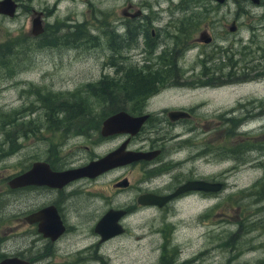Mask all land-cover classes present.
I'll return each mask as SVG.
<instances>
[{"label":"flooded vegetation","instance_id":"af4514ba","mask_svg":"<svg viewBox=\"0 0 264 264\" xmlns=\"http://www.w3.org/2000/svg\"><path fill=\"white\" fill-rule=\"evenodd\" d=\"M231 1L236 6L225 20L212 16L219 10L213 7L170 9V15H179L170 18L174 24H168L166 14H158L162 9L134 6L132 1L118 11L111 27H122V31L110 35L108 47L112 56L102 67L103 70L111 68L117 78L111 81L112 89L108 88L110 83H98L101 89L115 95L110 99L114 107H98L100 113L95 119L84 115L85 119H78L80 121L52 120L46 127L48 132L57 135V145L65 139H81L86 150L103 145L108 149L97 156L90 153L83 163L75 165L71 158L67 159L69 153L60 156L56 151L54 154L48 152L43 158L33 156L25 167L5 177L4 193H27L26 201L31 202L16 213L18 229L22 228L21 233L28 235L23 238L26 246L15 254L0 252V261L14 257L23 264H120L118 250L122 246L125 248L122 257L125 260L128 256L129 261H125L129 264H211V233L209 240L202 239L203 246L197 230L176 231L171 224L165 226L166 230L170 229L167 231L136 232L138 237L131 240V248L127 239L124 240L127 244H121L120 240L127 235L123 219L136 210L162 211L188 200L211 203V198L226 193L247 176L251 181L247 185L252 187L250 191L260 189L264 195V96L257 98L253 93L264 84V64L260 65L261 61L264 63V52L260 53L264 44V0ZM11 2L15 5L14 14L42 15L28 4L18 0ZM91 10L93 14L102 12L98 8ZM210 13L211 18H208ZM206 47H209L207 53ZM192 51L196 54L195 63L187 66V57ZM233 56L236 57L234 63ZM223 57L225 62H221ZM195 66L199 67L198 71ZM223 67L228 70L220 71ZM120 83L128 84L131 95L125 97L119 92ZM169 93L182 96L206 93L214 108L208 110V100L176 103L171 107H154L151 103ZM104 95L108 99L107 92ZM221 98L226 100L223 105L218 103ZM217 107L222 108L211 115ZM120 112L142 119L137 131L130 134L115 128L111 134L103 135L105 120ZM176 114L179 115L175 117ZM119 150L150 158L117 165L92 179L81 177L60 187L27 185L11 189L8 186L11 178L25 173L34 163L45 164L51 173H60ZM211 158L225 160L227 166L211 164ZM247 158L251 160L245 161ZM200 159L202 168L207 166L206 169H199ZM135 169L142 174L140 181L145 186L142 190L131 189L129 178ZM260 169L262 172L257 176ZM122 170L126 173L119 175ZM109 174L117 175L106 185L107 194H104V187L99 184ZM198 181L219 187L212 192L187 189L172 196L186 183ZM120 196H128L133 202L124 208L107 206L103 209L104 198L107 205L117 203ZM142 196L166 200L161 206L139 204ZM80 197L85 198L82 204L77 201ZM225 202L227 199H223ZM109 210L123 212L117 221L121 233L108 235L98 226ZM183 228L188 229V226ZM60 253L62 259L58 257ZM259 260L257 264H264V260Z\"/></svg>","mask_w":264,"mask_h":264},{"label":"rangeland","instance_id":"374dc122","mask_svg":"<svg viewBox=\"0 0 264 264\" xmlns=\"http://www.w3.org/2000/svg\"><path fill=\"white\" fill-rule=\"evenodd\" d=\"M18 1L42 13L40 41L55 40V44L40 46V41L29 35L33 16L28 13L17 12L11 18L0 17V44L10 41L15 45V54L0 65V252L7 254H15L26 246L23 245V238L28 235L21 233L22 228L18 229L16 213L26 209L31 200L26 201L27 193L19 195L4 193L2 189L5 186L3 185L5 177L12 176L25 167L33 156L43 158L48 152L54 154L56 151L60 156L69 153L67 159L70 161L71 158L72 165H75L83 163L90 153L97 156L108 149V146L103 145L100 148L86 150L83 148L85 143L81 139H65L57 145L59 140L57 135L48 132L49 129L46 127L52 120L66 119L62 111L65 107H84L88 110L86 116L92 119L97 118L96 115L100 113L98 107H114L113 101L108 103L102 91H107L109 100L115 95L108 90L101 91L98 83H110L108 88L112 89L114 85L111 81L117 78L111 68L103 70L102 67L104 61L111 60V48L108 47L110 35L114 31H122V27L118 29L111 27L118 11L127 2L132 1L134 6L162 9L158 14H166L169 19L168 24H174L170 18L179 15H170L172 13L170 9L219 8L212 16L225 20L233 14L236 6L231 0L221 5H216L212 1L202 3L199 0L187 3L181 0ZM240 6L239 4L238 7ZM246 7L257 11L250 5ZM96 8L102 12L91 13L93 11L91 9ZM227 8L229 11L225 10ZM208 18H211V13ZM72 32L78 33L81 39L75 43L68 42L64 35ZM208 48H205V53L209 51ZM194 51L188 54L187 66H193L196 56ZM262 52H264V44L260 48V53ZM235 60L236 57L233 56L232 62L234 63ZM221 62H225L224 57ZM262 64L264 63L261 61L260 65ZM210 67L208 65V68ZM198 70L199 67L195 66V71ZM227 70V67H223L220 71ZM102 77L104 78L99 82ZM200 81L204 82L206 79ZM47 93L51 94V104L40 100V96ZM173 93L162 95L151 103L155 105L154 107H171L176 103L189 104L198 100H208L206 106L208 110L214 108L211 107L209 94L182 96ZM253 93L257 98L264 96V84L253 90ZM96 95L102 96V99L100 100ZM78 97L81 102H78ZM218 103L223 105L226 100L218 99ZM46 105H52V109L49 110L48 108L51 107ZM221 108H215L211 115ZM79 119L82 118L79 116ZM211 162V164L219 163L222 167L227 166L225 160L211 158ZM198 164L199 169L207 168V166L202 168L201 159ZM185 165L190 166V164ZM185 169L184 167V172ZM123 172L126 173V170L120 171L119 175ZM204 172L206 173V170ZM261 172L262 169L258 170L256 175L260 176ZM116 175L109 174L101 179L99 185L104 187V194H107L106 185ZM211 177L217 176L211 175ZM129 179L132 182L131 189H144L145 186L140 181L142 174L138 169H135ZM250 183L249 176L241 178L237 184L227 189L226 193L211 198V203L188 200L185 204H178L162 211L136 210L123 219L127 235L121 238L120 242L127 244L124 242L127 239L128 247L131 248V240L138 237L135 235L136 232L167 231L170 229L166 230L165 226L171 224L173 228L176 227L173 229L176 231L197 230L201 246L204 241L202 239L209 240L211 233V264H257L258 259L264 260V195L260 189L258 192L250 191L252 187L247 186ZM88 199L90 200L89 197ZM223 199H227V202L223 203ZM21 200L25 203L20 204ZM77 201L82 204L85 198L80 197ZM131 201L128 196H120L117 203L111 202L105 205L104 198L103 209L106 210L107 206L124 208L133 202ZM168 216L173 218L169 219ZM183 226H188V229H184ZM118 252L119 263L129 264L128 256L125 258L128 261L122 257L125 248L120 246ZM62 255L60 253L58 257L62 259Z\"/></svg>","mask_w":264,"mask_h":264},{"label":"water","instance_id":"95a60500","mask_svg":"<svg viewBox=\"0 0 264 264\" xmlns=\"http://www.w3.org/2000/svg\"><path fill=\"white\" fill-rule=\"evenodd\" d=\"M216 4H221L224 0H212ZM251 2H256L257 0H248ZM14 3L11 0H0V15L7 18H11L14 15ZM40 14L36 13L33 15L31 21L29 35L31 37L38 36L42 32L40 24ZM179 114L174 115L175 117ZM142 119H135L126 116V114L120 112L114 115L109 116L103 123V128L101 131L103 135L111 134L112 130L118 128L120 132H128L134 134L139 125L141 124ZM150 156L137 153H125L121 150L113 151L109 154L103 156L102 158L88 163L85 166L80 168L66 170L60 173H51L48 171L47 166L42 163H34L31 168L25 173L17 175L10 179L8 186L11 189L18 188L21 186L27 185H46L49 187H60L66 184L69 181L85 177L92 179L101 173L119 165H126L131 162L138 160H148ZM120 186H123V183H119ZM218 185L208 184L202 181L194 183H186L183 187L177 189L173 195H178L179 193L189 189V190H199V191H215L218 189ZM159 198L151 196H142L138 199L139 204H154L156 206H161L165 201ZM123 214L120 210H109L101 218L98 223V226L101 227L103 233L108 235L118 234L122 232V229L118 226L117 221ZM102 233V232H101ZM0 264H23L18 259L11 257L9 259H4L0 261Z\"/></svg>","mask_w":264,"mask_h":264},{"label":"trees","instance_id":"16d2710c","mask_svg":"<svg viewBox=\"0 0 264 264\" xmlns=\"http://www.w3.org/2000/svg\"><path fill=\"white\" fill-rule=\"evenodd\" d=\"M182 2H193L194 0H181ZM202 3H208L211 2V0H199ZM203 8V7H202ZM64 37L67 38L68 42L70 43H75L77 41H79L81 39L80 36H78V33H66V36L64 35ZM36 39H38L40 41L41 35H38L37 37H35ZM38 41V42H39ZM55 44V40H45V41H40V46H46V45H51L53 46ZM14 48L15 45H13L10 41L0 44V65L4 64L5 59L7 60V58L11 57L12 55H14ZM128 84L124 85L123 83H120V85L118 86L119 92L123 93L125 97H128V95H131L128 89ZM102 90H107V89H101ZM107 91H102L103 94H105ZM100 100L102 99V96L99 97V95H96ZM76 99V98H75ZM78 102H81L80 98L78 97ZM40 100H42L43 102H46L47 104H51V94L47 93L45 95L40 96ZM106 101L108 103H111V100L106 99ZM46 107H51L48 108L49 110L52 109V105H46ZM84 107H65L63 110L65 116L64 118L70 120V119H79V116L81 118H83V116L85 115L86 117V113L88 112V110H84ZM84 111V113L82 112ZM88 118V117H87Z\"/></svg>","mask_w":264,"mask_h":264}]
</instances>
